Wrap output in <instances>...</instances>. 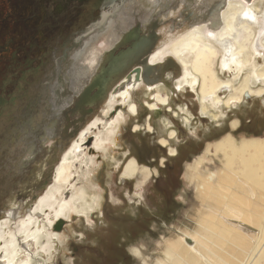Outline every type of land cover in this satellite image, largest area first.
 <instances>
[{"label":"bare ground","instance_id":"1","mask_svg":"<svg viewBox=\"0 0 264 264\" xmlns=\"http://www.w3.org/2000/svg\"><path fill=\"white\" fill-rule=\"evenodd\" d=\"M172 1L113 3L68 50L67 61L58 75L70 80L72 93L68 95L69 102L60 96L55 106L66 109L99 70L103 58L111 56V52H106L135 25L146 32L154 7L170 5ZM173 2L178 8L184 6L182 12H189L188 19L193 23L167 46H153L147 59L150 65L159 66L166 58H172L179 69L167 70L159 82L147 85L142 79L135 80V74H125L101 103L99 113L69 139L41 191L33 193L34 186L21 187L25 198L16 195L18 190L14 193L0 217V264H47L61 253L66 241L64 231L52 227L57 220L63 219L69 225L73 217H78L88 225L90 215L100 203L83 184H94L96 158L114 145L125 123L138 118L139 107L142 105L149 115L144 124L134 123L133 131L152 132L149 119L154 110L165 108L176 117L180 111L188 112L187 106H180L179 111L172 108L169 94L162 93V83L170 80L174 92L189 89L195 93L201 114H209L211 119L224 117L222 107L242 105L245 92L264 103V0ZM161 13L163 18H173L175 11L168 6ZM176 24L168 31L170 34L178 29ZM148 39H140L143 44L135 58H141L143 49L150 46ZM133 40L137 43L135 36ZM219 73L232 78H221ZM64 81L65 90L68 83ZM183 122L188 123V118L183 117ZM229 124L234 129L238 121L233 119ZM163 125L168 126L166 122ZM160 131L163 132L161 126ZM45 133L52 134L47 129ZM176 135L175 130L169 129L158 138L170 155L176 154L171 145ZM88 137H93L90 146L86 145ZM263 149L264 136L235 138L227 133L207 143L203 152L186 165L184 173L187 183L194 186L192 208L184 213L191 230L184 232L173 227V234L169 231L167 237L161 236L153 259L134 249L141 264H264V157H260ZM118 168L120 178L139 176V183L153 173L134 157ZM38 169L36 182L45 174L42 167Z\"/></svg>","mask_w":264,"mask_h":264},{"label":"rangeland","instance_id":"2","mask_svg":"<svg viewBox=\"0 0 264 264\" xmlns=\"http://www.w3.org/2000/svg\"><path fill=\"white\" fill-rule=\"evenodd\" d=\"M176 2L155 6L152 15L150 14L148 18L150 21L157 15L155 19L160 23L156 46H167L186 32L188 26L193 23L188 19L189 12H182L184 6L178 8ZM168 6L175 11L173 18L162 16L161 12H165ZM174 23H177L175 27L178 29L175 28L173 34H170L168 31L172 29ZM169 70L173 69L169 68ZM219 75L221 78H232L226 74L219 73ZM64 80L66 84L68 83V88L66 87L65 90L72 93L70 80L65 75ZM162 85V93L169 94L172 108L178 110L180 106H187L188 112L180 111L177 117L165 108L160 110V113L152 112L149 119L152 132L133 131V124H144L149 115L148 110L139 105L138 118L125 123L114 145L96 158L94 176L97 177L94 184L87 181L83 184L89 195L98 199L100 203L98 209L90 215L88 225L83 218L78 217H73L69 225L64 224L61 230L66 236L63 249L54 259L47 261V264H141L139 256L133 253L136 248L141 250V256L146 253L149 255L148 258L153 259L155 255L153 251L158 247L156 243L161 236L167 237L169 231L173 234L175 230L173 227L182 228L184 232L191 230L189 229L191 226L185 223L184 213L192 208L194 186L187 183L184 177L186 165L203 152L207 143L214 142L227 133L235 138L264 136V103L258 97L250 95V98H244V103L238 108L222 107L220 111L224 113V117L211 119L209 114H201L195 93H190L189 89L174 92L170 80ZM55 88H61V85H50L47 89L49 96L42 101V104L36 106L31 118V122L34 123L33 128L31 127L32 133L23 138L24 126L18 130L20 132H14L15 137L20 134L18 139L21 141L20 152L8 156L9 151L5 149L0 153V217L4 207L12 200L15 190H18L27 179L29 170L36 167L35 174L27 182L28 186H34L36 178H39L36 175L39 170L37 168L42 167V172L48 171L44 160L53 145L58 142L53 164L60 156L61 147L64 148L66 145L59 140L57 134H54V128L58 122H62L61 118H50L44 111L46 108L59 116V110L63 109L55 106L58 98L54 94ZM69 97L62 98L68 101ZM99 109L100 107L98 111L88 115L86 121L97 115ZM209 112L213 111L209 109ZM198 114L205 117H198ZM183 117L188 118V123L183 122ZM233 119L238 121V126L234 129L229 124ZM9 121H5L4 130L10 128ZM45 121L47 122L42 127ZM162 121L169 127L164 126ZM160 126L163 132L160 131ZM46 129L51 131V136H47ZM169 129L177 132L171 142L176 148L174 155H169L167 147L162 148L163 146L158 143V138L165 136ZM9 137L8 135L3 140L8 141ZM19 153H22V158H18ZM130 157H134L139 164L151 169L153 173L150 178L141 183L139 176L122 181L118 167ZM260 157H264V149ZM170 163L175 165L174 172L168 173L167 167H160ZM53 164L48 167L51 168ZM158 175H160L159 180L156 178ZM22 187L26 189V186ZM213 254L215 260L216 255Z\"/></svg>","mask_w":264,"mask_h":264},{"label":"flooded vegetation","instance_id":"3","mask_svg":"<svg viewBox=\"0 0 264 264\" xmlns=\"http://www.w3.org/2000/svg\"><path fill=\"white\" fill-rule=\"evenodd\" d=\"M116 1L0 0V137L2 138L0 140V153L5 151V149L9 151L8 156L20 152L21 141H18L20 134L15 137L14 132L24 126V130H22L23 138L32 133L31 129L34 125L31 122L32 114L36 110V106L42 104V101L49 96L47 89L50 85H61V88L54 89V94L58 97L57 99L60 96H70V91L64 90L62 87L64 76L61 73L58 75L59 68L67 61L69 51L75 47L81 34L91 28L93 23H96L102 17V14H105L107 9ZM153 18L149 22L146 32L139 28L137 34L132 33L133 31L131 30H134L136 26L139 27L135 25L106 54L111 52L112 55H116L118 51L128 47L129 43L132 44L135 36L136 42L142 39V37L149 38L147 44L152 42L150 46H147V48L150 47L149 50L145 48L142 51L141 57L146 55L147 58L150 49L157 45V37H159L156 36L153 40V37L149 35L153 31L158 34L157 29L160 23L159 20L155 19L157 15ZM122 43L125 44L121 46L120 44ZM104 58L102 62H105ZM102 62L99 68L104 64ZM44 89L46 90L44 91ZM95 91L93 89L88 94L89 97L92 96L91 103L88 102L87 95L84 96L86 98L85 102L77 107L74 101L79 96V92L66 109L59 110V116L51 113L49 109H44L45 113L49 114V117L51 116L50 118H61L62 122H58L54 128V134H57L62 143L69 142V139L74 136L79 127L86 122V117L98 111L101 103H103L110 92L109 90L103 94V91H100L99 94L94 95ZM199 116L201 117L198 114ZM204 117L202 116L201 118ZM6 120H10L9 124L11 123L8 130L3 129ZM46 122L43 124H46ZM41 126L44 127V125ZM8 135L10 136L9 140H3ZM54 147L55 149L53 150ZM57 148L58 142L53 145L45 156L44 165L49 172H45L42 178L34 183L33 187L28 186L27 182L32 179L36 172V167L30 169L27 179H25L20 188L22 186H26V189L33 187V193L41 191L40 189L49 181L51 168L48 166L53 164ZM42 153L44 154L45 152ZM21 156L23 157L22 153H19L18 158ZM160 167H167L168 173L175 170V165L171 163L167 166L160 165ZM159 176H156L158 180ZM124 180L122 178V181ZM20 188L18 191L15 190V192L17 191L16 195H21L25 198V193L20 192ZM33 195L35 196L36 194Z\"/></svg>","mask_w":264,"mask_h":264},{"label":"water","instance_id":"4","mask_svg":"<svg viewBox=\"0 0 264 264\" xmlns=\"http://www.w3.org/2000/svg\"><path fill=\"white\" fill-rule=\"evenodd\" d=\"M136 28L139 31V28L137 26L134 29ZM138 31L132 33L137 34ZM149 35H153V40L157 36L156 32L154 31ZM141 41L142 40H138L137 43H129L128 47L121 49L116 55L111 54V56L105 58V65L103 64L99 68V70L90 78L88 84H86L82 92H80L79 96L75 98L76 101L74 102L77 105H82L86 99L84 96H87L93 89L96 90L94 92V95L99 94L100 91H103V94H105L107 91L112 90L115 85L124 77L125 74L128 75V77H131L132 74H135V80L139 81L140 79H142V82L147 85L159 82L161 77L167 72L166 70H169V68H172L174 70L179 69L178 64L172 58L166 59L164 63L159 66L150 65L148 59L146 58V55L142 56V59L140 57L135 58L134 56L136 52L141 48L140 46L143 44ZM124 44L125 43H122L120 45L122 46ZM149 48L150 47H148L147 50H149ZM155 73H157V75ZM91 98L92 96L89 97L88 95L87 100L89 103L92 102ZM244 98H250L248 92L244 93ZM158 112H160L159 109L154 110V113ZM92 141L93 137H88L86 145L90 146ZM67 143L68 142H66V144ZM54 149L55 147L53 148V150ZM61 150H63L62 147ZM35 197L36 196H33L32 199H34ZM64 223L65 221L63 219L57 220V222L53 226L54 230L61 231Z\"/></svg>","mask_w":264,"mask_h":264}]
</instances>
